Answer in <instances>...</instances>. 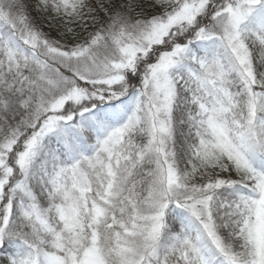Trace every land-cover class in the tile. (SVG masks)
I'll return each mask as SVG.
<instances>
[{"label": "snow or ice", "instance_id": "1", "mask_svg": "<svg viewBox=\"0 0 264 264\" xmlns=\"http://www.w3.org/2000/svg\"><path fill=\"white\" fill-rule=\"evenodd\" d=\"M0 264H264V0H0Z\"/></svg>", "mask_w": 264, "mask_h": 264}]
</instances>
